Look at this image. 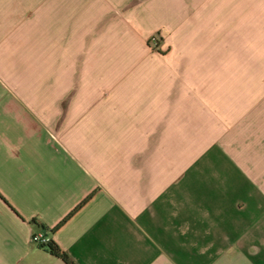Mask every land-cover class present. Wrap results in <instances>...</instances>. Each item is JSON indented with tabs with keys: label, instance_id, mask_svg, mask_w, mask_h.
<instances>
[{
	"label": "crops",
	"instance_id": "0c3cea01",
	"mask_svg": "<svg viewBox=\"0 0 264 264\" xmlns=\"http://www.w3.org/2000/svg\"><path fill=\"white\" fill-rule=\"evenodd\" d=\"M35 233L264 264V0H0V264H66Z\"/></svg>",
	"mask_w": 264,
	"mask_h": 264
},
{
	"label": "trees",
	"instance_id": "16d2710c",
	"mask_svg": "<svg viewBox=\"0 0 264 264\" xmlns=\"http://www.w3.org/2000/svg\"><path fill=\"white\" fill-rule=\"evenodd\" d=\"M84 203V202H83ZM82 203V204H83ZM39 248H42L44 250H46L48 253H50L51 255L61 259L64 263L66 264H73L68 256L58 247V245L51 239H49V241L44 244L41 245Z\"/></svg>",
	"mask_w": 264,
	"mask_h": 264
},
{
	"label": "built area",
	"instance_id": "2783aa9c",
	"mask_svg": "<svg viewBox=\"0 0 264 264\" xmlns=\"http://www.w3.org/2000/svg\"><path fill=\"white\" fill-rule=\"evenodd\" d=\"M154 46H157V44L155 43ZM31 241L36 246L40 247L41 245L46 244L49 241V238L43 233H35L32 235Z\"/></svg>",
	"mask_w": 264,
	"mask_h": 264
},
{
	"label": "rangeland",
	"instance_id": "374dc122",
	"mask_svg": "<svg viewBox=\"0 0 264 264\" xmlns=\"http://www.w3.org/2000/svg\"><path fill=\"white\" fill-rule=\"evenodd\" d=\"M155 43L157 44L156 38L155 37L150 38L149 44H151L152 46H154Z\"/></svg>",
	"mask_w": 264,
	"mask_h": 264
}]
</instances>
